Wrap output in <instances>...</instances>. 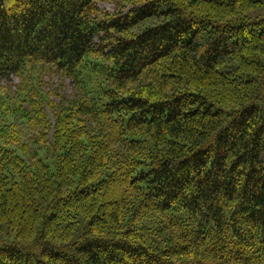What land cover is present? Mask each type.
I'll return each instance as SVG.
<instances>
[{"label": "trees", "instance_id": "1", "mask_svg": "<svg viewBox=\"0 0 264 264\" xmlns=\"http://www.w3.org/2000/svg\"><path fill=\"white\" fill-rule=\"evenodd\" d=\"M0 264H264V0H0Z\"/></svg>", "mask_w": 264, "mask_h": 264}, {"label": "rangeland", "instance_id": "2", "mask_svg": "<svg viewBox=\"0 0 264 264\" xmlns=\"http://www.w3.org/2000/svg\"><path fill=\"white\" fill-rule=\"evenodd\" d=\"M99 5L101 7H103V8H107L108 10H111V11L114 10L113 3H110V2H102ZM12 79H13V81L15 83L19 81V79L16 76H12ZM2 80L5 82V79H2ZM53 82H54V86H57L59 84V82H60V78L57 75H55L54 76V79H53ZM72 88H73V82L70 79H67V84H66L67 91L70 93L72 91Z\"/></svg>", "mask_w": 264, "mask_h": 264}]
</instances>
